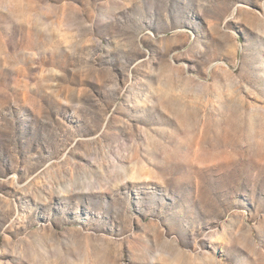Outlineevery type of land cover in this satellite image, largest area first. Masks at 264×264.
Here are the masks:
<instances>
[{"label": "rangeland", "instance_id": "obj_1", "mask_svg": "<svg viewBox=\"0 0 264 264\" xmlns=\"http://www.w3.org/2000/svg\"><path fill=\"white\" fill-rule=\"evenodd\" d=\"M0 264H264V0H0Z\"/></svg>", "mask_w": 264, "mask_h": 264}]
</instances>
